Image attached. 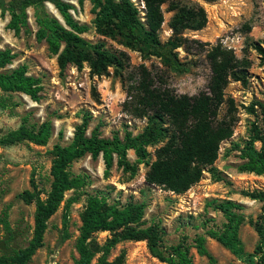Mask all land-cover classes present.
<instances>
[{
    "label": "trees",
    "instance_id": "trees-1",
    "mask_svg": "<svg viewBox=\"0 0 264 264\" xmlns=\"http://www.w3.org/2000/svg\"><path fill=\"white\" fill-rule=\"evenodd\" d=\"M82 4L84 0H77ZM213 2L214 0H203ZM91 21L95 34L102 39L139 52L142 58L155 57L164 69L181 74L188 68L179 59L177 50L189 52L188 42L197 44L205 54L209 64L210 78L206 89L197 95L177 94L163 82V72H152L144 65L133 67L129 56L123 50H111L104 40L95 43L82 35L89 26L75 20L71 14L72 6L63 0H0V15L7 14V29L18 35L27 31V10H33L37 26L35 38L44 41L50 55L56 57L60 72L68 66L80 70L87 65L91 77L109 74V69L121 81H128L126 86L128 110L136 119H144L145 126L133 134L125 131L120 137L117 133L111 138H104L93 129L87 135L88 118L75 127L71 142L66 146L54 145L51 155L49 191L45 199L39 197L37 187L32 182L31 190H24L19 195L26 204L35 203L33 231L28 245L13 253L11 257H0V264H28L31 257L43 246L48 220L63 204V235L68 238L67 211L74 199L65 200L66 193L79 188L83 181L72 178L70 165L90 155L92 159L101 157L104 164V176L108 177L116 160V165L123 173L135 176L138 164L148 168L145 182L162 188L164 191L181 195L197 184L208 173L214 182H225V176L215 167L221 144L229 140L238 123L234 100L226 97L225 90L231 81L246 86L250 61L246 57L238 58L232 49L221 43H207L204 49L199 41H188L183 35L187 31H200L207 23V14L198 4L185 5L175 0H141L144 9L141 12L131 0H89ZM264 2V0H263ZM50 4L59 14L57 20L46 8ZM167 5L172 16L167 25L171 35L164 42L159 31L164 23L162 7ZM251 46L264 53L260 46ZM15 55L10 50H0V70L10 65ZM127 72V78L123 73ZM0 91L21 93L32 101H39L42 87L40 79L27 74L25 66L7 72L0 71ZM223 106L226 113L220 114ZM246 113L254 117L249 121L247 136L240 143L232 145L239 163L235 166L239 173L264 176V103L253 101L246 107ZM52 125L44 122L38 127L21 125L18 129L0 136V146H11L24 141L38 146L47 144L51 136ZM156 147L155 159L150 162L148 148ZM133 151L137 161L133 164L127 157ZM229 152V151H228ZM240 194L261 203L260 214L254 222L250 221L257 234V243L251 252L244 250L239 238V229L244 223L240 213L242 205L231 200H211L207 205L219 211L225 222L221 228L209 229L206 235L228 250L240 264H264V189L241 191ZM145 205L127 203L119 207L116 203L108 204L104 197H88L76 242L78 258L74 264H111L106 260L109 248L122 241H145L150 255L163 264H193L190 246L184 241L176 245L164 246L161 231L156 224L143 225ZM109 232L113 235L101 256L95 260V251L90 246L94 233ZM185 240V239H184ZM194 248L202 256H209L205 238L197 236ZM117 264H121L118 262Z\"/></svg>",
    "mask_w": 264,
    "mask_h": 264
},
{
    "label": "rangeland",
    "instance_id": "rangeland-1",
    "mask_svg": "<svg viewBox=\"0 0 264 264\" xmlns=\"http://www.w3.org/2000/svg\"><path fill=\"white\" fill-rule=\"evenodd\" d=\"M73 8V18L89 26L82 36L90 41L101 40L95 34L91 21V4L84 0H63ZM141 12V0H131ZM180 4L202 6L207 14L206 26L200 31H187L184 37L188 41L205 44L221 43L232 49L238 58L246 57L250 61L248 83L246 86L231 81L226 90V97L234 100L238 123L233 136L220 147L215 167L225 176V182H214L208 173L187 192L176 195L162 188L145 182L149 167L138 164L135 176L123 173L116 165V160L108 177L104 176V164L101 157L92 159L90 155L74 161L69 167L72 178H79L83 184L68 191L65 200L74 199L67 211L66 232L63 235V204L48 220L44 234L43 246L31 257L28 264H74L78 258L76 242L81 226V214L87 199L91 195L104 197L108 204L116 203L119 207L131 203H143V225L156 224L161 231L164 246L176 245L184 241L190 246L193 264H240V262L218 242L209 238V229L217 230L225 222L223 215L207 205L211 200H231L242 205L240 213L244 223L239 229V238L246 252H251L257 243V234L250 221L254 222L260 214L261 203L244 197L241 191L264 189V176L237 172L235 166L240 162L237 152L232 151L234 143H240L247 136L249 121L254 117L246 113L253 101L264 103V53L251 46L255 43L264 51V2L263 0H175ZM47 10L61 20L59 14L50 4ZM164 23L159 31L162 42L171 35L167 25L172 16L167 5L162 7ZM143 15L144 13L141 12ZM28 28L18 35L7 29L9 16L0 15V50H10L15 58L1 72H7L25 66L27 74L40 79L42 91L39 101H32L21 93H4L0 91V136L18 129L21 125L38 127L44 122L52 125L51 136L44 146L24 141L11 146H0V257H11L17 250L25 248L32 236L35 203L26 204L18 195L24 190H31L35 183L39 197L45 199L49 191L51 177V151L54 145H68L73 137L75 127L87 117V135L97 128L104 138L114 134L120 137L125 131L139 133L145 126L144 119H136L126 105V86L128 81H121L109 69V74L91 77L87 65L80 70L68 66L60 72L56 57L50 55L44 41L35 38L37 26L33 10H27ZM62 21V20H61ZM104 40V39H102ZM106 47L111 50H123L129 56L133 67L144 65L152 72L162 74L163 82L177 94L197 95L206 89L210 78L209 64L201 48L192 42L186 45L189 52L178 49L179 59L188 68L187 72L175 74L164 69L155 57L142 58L139 52L125 49L115 42L105 39ZM127 78V72L123 73ZM223 106L220 114L226 113ZM156 147L148 148L150 162ZM229 151V152H228ZM131 163L137 158L133 151L127 152ZM197 236L205 238L209 256H202L194 248ZM113 235L109 232L94 233L90 246L95 251V260L104 252ZM185 239V240H184ZM106 260L117 264H163L152 257L145 241H122L109 248Z\"/></svg>",
    "mask_w": 264,
    "mask_h": 264
},
{
    "label": "water",
    "instance_id": "water-1",
    "mask_svg": "<svg viewBox=\"0 0 264 264\" xmlns=\"http://www.w3.org/2000/svg\"><path fill=\"white\" fill-rule=\"evenodd\" d=\"M142 9H144V6L142 7ZM143 15H145V14H143ZM57 20H59V18L56 16V15H53ZM60 21V20H59ZM60 22H62V21H60Z\"/></svg>",
    "mask_w": 264,
    "mask_h": 264
},
{
    "label": "built area",
    "instance_id": "built-area-1",
    "mask_svg": "<svg viewBox=\"0 0 264 264\" xmlns=\"http://www.w3.org/2000/svg\"><path fill=\"white\" fill-rule=\"evenodd\" d=\"M143 7V6H142Z\"/></svg>",
    "mask_w": 264,
    "mask_h": 264
}]
</instances>
